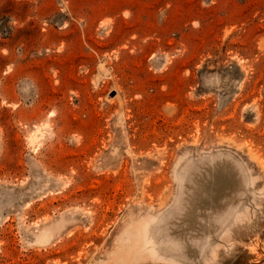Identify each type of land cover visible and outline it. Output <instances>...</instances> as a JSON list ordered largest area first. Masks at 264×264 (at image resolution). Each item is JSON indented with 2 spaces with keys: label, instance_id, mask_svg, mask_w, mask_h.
Wrapping results in <instances>:
<instances>
[{
  "label": "rangeland",
  "instance_id": "rangeland-1",
  "mask_svg": "<svg viewBox=\"0 0 264 264\" xmlns=\"http://www.w3.org/2000/svg\"><path fill=\"white\" fill-rule=\"evenodd\" d=\"M0 264H264V0H0Z\"/></svg>",
  "mask_w": 264,
  "mask_h": 264
}]
</instances>
